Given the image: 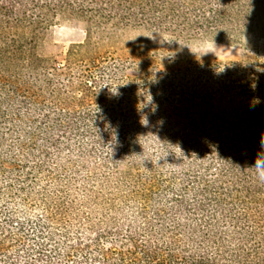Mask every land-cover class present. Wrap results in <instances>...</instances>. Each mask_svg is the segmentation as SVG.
I'll list each match as a JSON object with an SVG mask.
<instances>
[{"label":"trees","instance_id":"obj_1","mask_svg":"<svg viewBox=\"0 0 264 264\" xmlns=\"http://www.w3.org/2000/svg\"><path fill=\"white\" fill-rule=\"evenodd\" d=\"M201 39L259 55L264 0H0V264H264V61Z\"/></svg>","mask_w":264,"mask_h":264},{"label":"rangeland","instance_id":"obj_2","mask_svg":"<svg viewBox=\"0 0 264 264\" xmlns=\"http://www.w3.org/2000/svg\"><path fill=\"white\" fill-rule=\"evenodd\" d=\"M142 36L140 33H131L125 39L133 43L136 41L135 37L140 38ZM84 38L85 32L82 24L77 22H62L54 25L45 33L40 50L46 55H52L58 62H63L67 49L71 45L82 43ZM177 53L183 54L189 61L199 63L233 62L239 61L244 57L250 60H255L258 57L264 61V50H261L259 55L253 50L246 54L237 45L214 39L195 41L188 49Z\"/></svg>","mask_w":264,"mask_h":264},{"label":"clouds","instance_id":"obj_3","mask_svg":"<svg viewBox=\"0 0 264 264\" xmlns=\"http://www.w3.org/2000/svg\"><path fill=\"white\" fill-rule=\"evenodd\" d=\"M261 148H264V142H262ZM250 168L255 169L257 180L264 183V153H261L257 156Z\"/></svg>","mask_w":264,"mask_h":264}]
</instances>
